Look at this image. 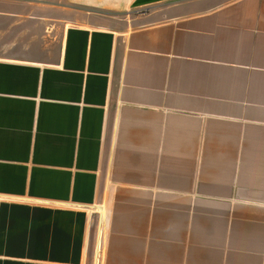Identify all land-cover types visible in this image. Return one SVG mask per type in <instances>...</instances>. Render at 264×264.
I'll return each mask as SVG.
<instances>
[{"label":"crops","instance_id":"0c3cea01","mask_svg":"<svg viewBox=\"0 0 264 264\" xmlns=\"http://www.w3.org/2000/svg\"><path fill=\"white\" fill-rule=\"evenodd\" d=\"M92 250L264 264V0H0V264Z\"/></svg>","mask_w":264,"mask_h":264},{"label":"rangeland","instance_id":"374dc122","mask_svg":"<svg viewBox=\"0 0 264 264\" xmlns=\"http://www.w3.org/2000/svg\"><path fill=\"white\" fill-rule=\"evenodd\" d=\"M32 8V7H31ZM20 11L22 10V8L21 9H19ZM23 11H28L27 9H25V10H23ZM31 11H35L34 13H35V15H38V13L39 14H43V12H42V10H40V9H35V8H32V10H30V12ZM43 46H38L37 48H42ZM37 51V49L36 50H33L32 51V57H38V56H35V55H33L35 52ZM41 58H46V56H43V57H41ZM98 213H94V220H93V222H92V225L94 226V230H96V227L98 226V215H97ZM95 256L93 255V250L92 251H89V255H88V259H87V262H86V264H95ZM99 263V257H98V261H97V264Z\"/></svg>","mask_w":264,"mask_h":264}]
</instances>
